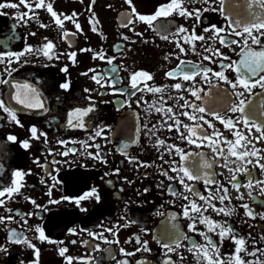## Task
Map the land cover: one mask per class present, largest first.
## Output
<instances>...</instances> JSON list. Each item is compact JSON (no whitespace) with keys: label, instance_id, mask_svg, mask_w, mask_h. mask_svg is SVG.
<instances>
[{"label":"flooded vegetation","instance_id":"af4514ba","mask_svg":"<svg viewBox=\"0 0 264 264\" xmlns=\"http://www.w3.org/2000/svg\"><path fill=\"white\" fill-rule=\"evenodd\" d=\"M36 2L28 0L29 10L20 0H0L3 5H17L0 7V57L3 58L0 80L9 81L0 84V100L16 112L19 121V124L11 121L0 109V190L14 187L15 172L24 173L19 179L22 185L19 192L0 197L4 201L0 205V217L5 218L0 222V249H6L0 250V264H36L35 250L23 242H11L12 233L39 250L38 264H68L69 257L71 264L124 261L127 264H165V261L208 264L203 251L193 244L202 246L222 264H234L237 245L232 235L245 240L246 251L239 253L242 260L264 264V219H261L264 184H256L264 181V171L256 163L259 158L264 164V139H258L261 133L255 127H245L240 113L229 110L233 101L238 103L234 92L242 89H232L230 84L213 75L223 72L228 80L235 82L237 73L231 68H222L221 64L238 62L243 48V37L232 34L229 21L219 10H211L219 9V0L208 4L204 0H184V8L194 13L200 10L199 19L195 14L186 17L173 13L154 21L151 27L136 19L132 8L136 14L151 16L170 0H132L131 7L125 0H95L94 3L92 0H45L61 19L76 14L72 20H64L62 28L54 23L46 8H36ZM231 2L227 0L225 5L228 12L233 11ZM129 17L135 23L123 26ZM76 23L81 30L76 29ZM181 26L187 32L177 35ZM212 26L224 29L220 35L226 41L239 43L221 45L213 32L205 31ZM193 31L205 39L186 43L185 37L190 38ZM64 33H68L66 38ZM161 35H168L169 39H161ZM260 39L264 45V37ZM48 42L54 47L46 56ZM181 47L184 52L180 51ZM251 47L262 50L261 45ZM217 49L229 59L215 55ZM101 52L104 59L94 58ZM8 53L16 55L8 56ZM72 53L76 54L75 62L70 58ZM205 56L210 59H204ZM108 59H112L111 65ZM181 61L186 62V67H181L194 74L193 80L182 78L177 69ZM112 68L117 71L112 72ZM174 69L176 78H168L165 74ZM202 69H210L207 78ZM140 71L151 74L152 80L144 81L140 77L139 90L133 89L130 77ZM64 83L69 84L68 89L61 87ZM176 83L182 85L180 90L172 87ZM21 84L36 89L43 108H26L12 99L16 93L13 85ZM145 84L163 91L153 93ZM193 89L202 90L200 100L191 95ZM252 93L245 95L258 105L264 98V89L256 86ZM185 101L206 111L199 113L182 107ZM90 107L92 111L82 117L83 127L73 126L75 121L68 123L75 109ZM168 108L172 113H167ZM213 110L225 119H232L235 127L226 128L211 114ZM183 112L196 119H188L181 115ZM172 116L181 122L179 131ZM253 119L257 126H264V114L257 112ZM205 121L213 127H208ZM168 125H172L171 131ZM185 125L195 128L197 136H190ZM32 127L37 129L38 138H32ZM236 132L246 137L242 141L245 147L236 150L256 151V156L237 160L229 154L227 141L235 142ZM181 133L195 142L189 144L187 139H181ZM204 135L210 139H202ZM8 136H15L17 141H9ZM160 140L165 143L160 145ZM23 141L29 142L28 148L22 147ZM169 146L182 149L189 159L182 161L174 150L169 151ZM248 160L252 163H247ZM205 162L212 167L202 168ZM181 165L200 177L185 178L184 183L191 192L179 182L178 177L183 174L171 170ZM233 175L237 177L235 181ZM249 180L253 187L241 186L237 190V184L247 185ZM93 190L99 199L94 196L80 199ZM223 195L227 198L221 203L219 197ZM192 203L201 208L200 213L191 210ZM244 204L254 212L255 218L246 215ZM210 205L230 214L218 213ZM201 218L231 228L230 236L221 239L218 234L221 229L209 231L208 225L200 222ZM191 224L195 230L189 229ZM37 228L42 229L44 241L38 238ZM209 240L216 246L215 250L209 246ZM145 241L149 251L144 250ZM164 244L173 251L169 252ZM61 248L67 249L63 256L59 252ZM121 249L134 254H122ZM251 252L256 255H249Z\"/></svg>","mask_w":264,"mask_h":264},{"label":"snow or ice","instance_id":"6c2138e0","mask_svg":"<svg viewBox=\"0 0 264 264\" xmlns=\"http://www.w3.org/2000/svg\"><path fill=\"white\" fill-rule=\"evenodd\" d=\"M82 2V0H81ZM92 2L94 3L95 0H92ZM126 3L129 4V6H132V0H125ZM210 2H215V0H204V3L208 4ZM20 3L23 4L25 7H28L29 10H31L30 5L28 4V0H20ZM183 3L184 0H170V2L167 5H162L160 6L157 11L152 14L151 16H144V15H139L136 14L135 12V8H132V13L136 15V19H138L139 21H142L146 24H148L150 27L153 25V22L158 20L159 18H167L171 15H173V13H176L180 16H186V17H191L195 14L196 19H199V15H200V10L197 9L195 10V13L192 11H189L188 9L183 7ZM226 3L227 0H219V9L213 8L211 10L216 11L219 10L221 15L225 16V19L229 21L228 23V27L232 30V34L239 36V37H243V48H242V59H240L238 62H233L231 64L228 65H224L221 64L222 68H231L233 71H235L237 73V79L235 82H232L230 80H228V78L224 75L223 72H215L213 73V75L217 78H219L220 80H224L226 83L230 84L232 89H242V91H235L234 95L238 98V103L233 101L230 105H229V110L232 111L233 113H240L241 114V118H242V122L244 123L245 127H249L251 125V127H255L256 130L258 132L261 133V136L258 139H264V126H257L253 116L257 113L260 112L261 114H264V98H262L259 102L258 105L257 103H255L253 100L247 99L246 97V93L248 94V96L253 95L252 93V89L256 86H259L261 89H264V45L261 44V39L260 37H264V0H232L231 2V8L233 9L232 12H228L227 8H226ZM5 6H10V7H17V5L12 4V5H3L0 4V7H5ZM36 8H46L47 12L50 13V15L52 16L54 23L59 26V27H63V23L64 20H72L73 17L76 15L75 13H73V15L70 16H64L63 19H61V16L58 15L52 7L51 3L45 4V0H37L36 4H35ZM91 9L89 8V11ZM208 10V9H205ZM62 15V14H61ZM135 21L129 17L127 19V22L123 25L125 27H127L128 25L134 24ZM41 27H45V25H41ZM76 29L79 31L81 30V26L79 23L75 24ZM242 28V31H238L237 29ZM93 31H96L95 27H93ZM165 31H167V29L165 28ZM206 32L211 31L214 33V38L219 39V43L225 47L230 46L231 44H238L239 41L237 40H231V41H226V39L220 35L221 32H224L223 28H216V26H212L211 29H205ZM187 32V29H185L183 26H181L178 29L177 35L179 33H185ZM256 33V34H254ZM137 35H140V33H137ZM65 38L68 36V33H64ZM125 40L128 39V37H124ZM161 39L164 40H168L169 37L168 35H161ZM205 39L204 36H198L195 34V32L193 31L191 37H185V42L188 43L191 40H201L203 41ZM249 40L251 41V45H261V49L260 51H255L252 49L251 45L249 44ZM54 47V45L51 42H48L45 45V51H44V55L48 56L49 55V51ZM179 47V44H178ZM245 49H247L245 51ZM209 49H205V51H208ZM28 51H31V48L28 49ZM82 51H90V49H82ZM181 52H184V48L181 47L180 48ZM217 56H221L222 59H229L226 56H223L222 53H220V51L217 49L216 52L214 53ZM8 56H12V55H16L13 53H8ZM19 55H23V53L19 54ZM75 53H72L70 58L73 59L75 58ZM49 58H51L49 56ZM94 58H99V59H104V55L103 53H97L96 56ZM168 57H165V59H167ZM178 58V57H177ZM204 59H210L208 56H205ZM0 62H3V58L0 57ZM75 62V61H74ZM108 64H112L113 61L112 59H108L107 60ZM235 65V66H234ZM181 66H185L186 67V62L185 61H181L179 65H177V69L180 70V74L182 75V78L184 80H193L195 78L194 74L190 71H185L184 67ZM243 69V71H242ZM63 71H67V69H63ZM112 72H116L117 69L116 68H112L111 69ZM205 78H207V73L210 71V69H202ZM198 74V73H197ZM86 75V73H85ZM168 78H176L177 75V70H172L169 71L165 74ZM142 77L144 79V81H150L152 80V75L143 71L140 72H136L133 73L130 77L131 80V87L133 89H138V78ZM254 77H258L257 79L253 80L252 78ZM94 80L97 81V83H99V80L97 79L96 76L92 77ZM9 83L8 80H0V84H7ZM13 87L16 89V93L15 95L12 97V99H14L16 101L17 104L23 105L26 108H35V107H39V108H43V102L38 98V93L36 92L35 88H32L30 85L28 84H21V85H13ZM62 88L64 89H68L69 88V84L68 83H64L61 85ZM145 87L153 92V93H157V92H162L163 88L160 87H149L147 84H145ZM173 88H175L176 90H180L182 88V85L180 83H176L174 85H172ZM87 91V90H86ZM199 91L202 90H198V89H193L191 90V95L194 96L197 100L201 99V96L199 95ZM259 95V94H257ZM180 99H184V97H180ZM182 107H189L192 108L194 111H197L199 113H204L206 110L204 107L195 105V104H189L187 101H185V104ZM0 109H2L5 113L8 114V116L10 117L11 121L19 124V121L17 120L16 117V112L11 109L10 107H7L5 105V102L3 100H0ZM92 111V108H88L86 110H81V109H75L72 113H70L69 115V124H73V121H75V124L73 126H79V127H83V120L82 117L87 116L88 113ZM157 111H161V109H157ZM167 113H172V109L168 108ZM247 113V114H246ZM211 114L218 120H220V123L224 124L226 128L232 129L235 127V124L233 122L232 119H225L224 117L220 116L219 113H217L216 111H211ZM246 114V115H245ZM181 115L187 116L188 119L190 120H195L196 117L194 115H190L188 112H183L181 113ZM172 119L175 120V124L178 126L177 127V131H179V125H180V121L178 119H175V116L170 117ZM200 119H203V117L201 116ZM237 123L240 122V120L236 121ZM205 123H208L207 121H205ZM185 128H188L187 125L184 126ZM208 127H213V125L211 123H208ZM168 130L171 131L172 130V125H168ZM201 131H203L201 129ZM30 132L32 134V138H38L37 137V129L35 127H32L30 129ZM188 132L190 134V136H197V131L195 128H188ZM101 133L98 131L96 132V135L99 136ZM218 135V134H217ZM235 135L237 136V139L235 142H231V141H227V143L229 144V154L231 156L236 157L237 160H244L245 157L247 156H256L257 152L256 151H243V152H238L236 149L237 148H242L245 147V144L242 143V141H246V137L243 136L242 134H240L239 132H236ZM7 139L9 141L12 142H16L17 138L15 136H8ZM181 139H187L189 144L194 143L195 141L187 136H185L183 133H181ZM202 139L204 140H208L210 139L209 136L204 135L202 137ZM158 143L160 145H163L165 142L163 140L158 141ZM247 143H251L250 141H247ZM200 145H197V147H199ZM22 147L24 148H28L29 147V142L28 141H23L22 142ZM125 147H127V145H125ZM175 151L176 154L180 155V158L182 161H187L189 159L188 154H185L183 152L182 149L175 147V146H169V151ZM222 151V150H221ZM247 163L251 164L252 161L248 160ZM257 166H259V168L261 169V171H264V164H261L259 162V158L257 159ZM173 164H175V162L173 161ZM202 168H211L212 164L205 162L204 164L201 165ZM171 170L173 172H180L183 175L179 176V182L181 184H183L185 186V188L191 192L193 191L190 187H188V185H186L184 183L185 178H187V180H196L199 179V175L195 174L194 172H192L188 167H185L183 165H181L179 168L177 167H172ZM236 171H240L239 168L236 169ZM244 172L247 173L248 169L245 168ZM163 175L167 176V172H163ZM24 173L17 171L14 173V176L17 177L16 180L13 181V185L14 187H9L3 190H0V197H4L5 195H8L9 197L14 193V192H19L20 187H22V185L19 183V179H21L23 177ZM169 179H176L175 177H168ZM232 179L235 181L237 179V177L235 175H233ZM257 185H261L264 184V181H256ZM244 186V187H248L251 188L253 187L252 181L249 180V183L247 185H239L237 184V190H239V187ZM222 191H224L225 193L227 192V189H221ZM261 193L264 194V188L261 189ZM50 194V193H49ZM175 194V193H173ZM249 195H251V193H249ZM89 196H94L96 199H99L98 194L95 192V190H93L92 192L86 194L84 197H81L80 199H87ZM227 198L226 195L220 196L219 200L221 201V203H223V201ZM242 199V197H240ZM67 199V198H66ZM185 199H187V197H185ZM201 200H205V197L200 196ZM210 199V198H209ZM4 201L0 200V205H3ZM34 203V201H33ZM76 203L79 205L80 200H77ZM214 211H217L218 213H223L225 215L230 214L229 212H226L223 208L221 209H216L214 205H210ZM242 207L245 208L246 210V215H248L251 218H255V214L254 212L249 209L247 204L242 205ZM191 210L195 213H200L201 212V208L198 207L195 203L191 204ZM207 209H205L206 211ZM185 216L188 215V209H185ZM5 218L0 217V222H2ZM10 219V217H9ZM261 219H264V215H261ZM201 223L207 224L209 227V231H213L216 228H220V232L218 233L221 237V239L229 237L232 230L231 228H224L221 225L215 224L212 221L208 220L207 218H201L200 220ZM189 229L190 230H195V225L191 224L189 225ZM36 231L39 233V239L41 241H44L46 239V237L44 236V233L42 231V229L37 228ZM201 235H204L203 233H200ZM90 235H92L90 233ZM102 236V234H101ZM231 238L233 239L234 243L237 245L236 247V256L234 258V264H251L250 261H244L241 259L239 253L246 251L244 245H245V240L243 238H239L237 239L234 235L231 236ZM10 240L13 243H25L29 248H33L35 250V255L37 257V261L36 264H38V257H39V250L35 249V246L33 244H31L29 241H27L26 239H23L22 237H20L19 235H17L16 233H12L10 236ZM51 242V241H49ZM107 242V241H106ZM115 243H118V241H113ZM139 239L137 238V243H139ZM73 243H75V241H73ZM163 247H165L169 252L173 251V248L170 247L168 244H164L162 245ZM177 246H179L177 244ZM209 246L213 248V250H215L216 246L212 243V241L209 240ZM193 247H197L200 248L203 251V257L204 259L207 260L208 264H222V262L218 259V258H213L211 256L208 255V252L206 249H203L202 246H197L195 244H193ZM0 250H6V249H0ZM144 250L145 251H149V249L147 248V242H144ZM191 250V249H189ZM137 251H139V249H137ZM60 255L63 256L66 252L67 249L66 248H61L59 250ZM121 253L125 254V255H133L134 253H124V250L121 249ZM249 255L255 256L256 253L255 252H251L248 253ZM71 257L67 258L68 260V264H71ZM120 264H127L126 261L124 262H120ZM165 264H170L169 261H165Z\"/></svg>","mask_w":264,"mask_h":264}]
</instances>
